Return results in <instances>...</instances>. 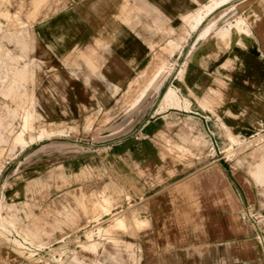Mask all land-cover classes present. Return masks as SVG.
Segmentation results:
<instances>
[{"label": "crops", "instance_id": "1", "mask_svg": "<svg viewBox=\"0 0 264 264\" xmlns=\"http://www.w3.org/2000/svg\"><path fill=\"white\" fill-rule=\"evenodd\" d=\"M210 1L68 0L34 26V71L24 61L30 41L20 31L7 33L20 53L0 44V95L25 110L18 129L13 109L0 121V142L13 133L8 153L16 154L0 167V210L15 208L20 223H50L51 214L40 210L59 205L54 195L76 189L81 205L77 188L98 181L109 205L94 204L89 221L110 213L113 200L144 207L142 218L136 209L128 213L139 226L142 264H264L253 226L239 218L246 208L264 214V146L250 173L231 169L217 156L225 141L230 148L264 130V0H229L205 19L231 9L240 18L215 19L204 29L203 19L184 38L181 20ZM245 14L248 24L241 27ZM167 63L173 66L169 72ZM154 74L143 97L120 108ZM32 77L31 92L24 86ZM158 93L161 100L153 101ZM98 110L111 115L94 135L100 143L47 139L68 136V125L82 127ZM35 116L46 125L34 129ZM90 124L88 119L83 125ZM128 217H117L109 230L125 227ZM22 233L42 244L30 230ZM0 264L28 263L0 238ZM67 264L95 263L73 255Z\"/></svg>", "mask_w": 264, "mask_h": 264}, {"label": "rangeland", "instance_id": "2", "mask_svg": "<svg viewBox=\"0 0 264 264\" xmlns=\"http://www.w3.org/2000/svg\"><path fill=\"white\" fill-rule=\"evenodd\" d=\"M67 1L68 0H41L39 3H36V0H0V44L9 49L13 55L20 53L19 47L15 45L14 41L8 38L7 35L9 32L20 31L24 40L30 41V45L32 46V49L25 53L24 61L29 62V67L34 71L38 65V62L32 55L34 47V26L40 19L50 17L63 7H66ZM228 1L229 0H211L200 10L190 16L184 17L181 20L183 21V25L187 28L183 31L184 38L189 32L195 31L201 24L200 23L192 29V26L195 25L196 18L201 17L202 22V20L207 17L206 15ZM234 1L236 0H233V2ZM254 1L255 0H246V3H251V5H253ZM5 12L7 14L6 16L4 15ZM221 12H223V10H217L211 17L206 18L203 22L204 25L206 24L203 29L210 25L207 24L208 22L215 19L217 23H231L234 22L235 19L240 18L235 9L228 11L225 16H222ZM219 14L221 15L219 16ZM249 16L250 15L246 14L243 15L245 24H241V27L248 24ZM225 46H227V44H225ZM19 63H21V61ZM165 67L168 72L170 71L169 67H171V69L173 68V66L168 63ZM34 83V78L32 77V82L27 83L24 87L32 92ZM19 89H22V87ZM159 98L160 93L153 97V101ZM140 99L139 93H128L122 101L120 108L132 107V105ZM2 102L6 103L7 107L0 108V121H6L5 116L13 109L15 112V119L12 123L15 125V129H18L19 124H21L20 115L24 112L25 109L23 108L25 106H18L13 100L4 98L0 95V106ZM110 116L111 115L106 112L101 114L99 110L95 111L83 119L81 123L82 127L79 125L80 122L68 125L69 131H72L68 136H66V134L62 136H49L47 139L52 141H66L67 138L72 142L71 140L77 137L76 139L79 138L81 141L87 140V142L92 144L100 143L101 141L95 140L94 135L97 129L100 130L105 127L103 124ZM88 119L91 120L90 126L83 125ZM31 125L34 129H37L39 126L46 124L35 116L31 120ZM60 125L66 127L63 123ZM117 127L118 126L112 129H116ZM5 135L7 141L0 142V167L6 165L5 163L16 157V154L10 155L8 153L13 133ZM16 140L17 142H22V134L19 135ZM263 146L264 130L259 132L255 131L251 136H243L240 141L230 148H228L229 142L225 141L223 147L220 149L221 152L217 153V156L220 157L224 163L230 165L231 169H242L250 173L251 168H253L255 162L259 159L257 152ZM181 155L183 156L184 154L182 153ZM77 189H80L78 194L83 195L81 205L74 199L72 193L76 190L74 189L61 192L60 195H58V193L54 195L57 199H60L57 202L59 205L46 206L40 210V213L51 214L52 222L50 223L38 221L36 220L37 218H35L33 222L28 220L24 223H20L16 217L15 208L8 210L2 207L0 210V218H2L0 219V223L2 224L0 225V238L14 250L16 256L21 257V262H27L28 264H45L46 261L50 264H67L71 262V257L73 255L85 262H93L95 264H138V262H133L131 259V255H134L139 258V264H142L140 260V251H138V239H136L139 226H136L133 219L128 217V213L130 210L136 209L137 215L142 218L144 216V207L138 205V202L120 205L113 200V207H109L111 212L108 214H100L97 223H95L88 219L93 205L99 203L104 204L105 207L109 205L103 198V196L107 194L105 187L97 181L86 182L82 187ZM81 208H85L86 214L83 213ZM260 209L264 211V200H262ZM25 214V218L30 219L31 212L28 208L27 211L25 210ZM119 216H127L129 218L126 220V226L120 229L115 228L109 230L114 220ZM63 227H66V233L62 230ZM26 229L35 234L37 241L42 243L40 246L24 239L22 231ZM53 231H58L62 234L59 237H53L51 235ZM134 240H136L135 244ZM63 245H66V247H61Z\"/></svg>", "mask_w": 264, "mask_h": 264}, {"label": "built area", "instance_id": "3", "mask_svg": "<svg viewBox=\"0 0 264 264\" xmlns=\"http://www.w3.org/2000/svg\"><path fill=\"white\" fill-rule=\"evenodd\" d=\"M239 218L253 226L257 239L264 247V214L256 210L246 208L239 213Z\"/></svg>", "mask_w": 264, "mask_h": 264}, {"label": "bare ground", "instance_id": "4", "mask_svg": "<svg viewBox=\"0 0 264 264\" xmlns=\"http://www.w3.org/2000/svg\"><path fill=\"white\" fill-rule=\"evenodd\" d=\"M201 23V17L195 19V25L192 26V29H194L196 26H198ZM160 69V68H159ZM158 74H154V76L151 78V80L141 89L134 91L140 94V98L143 97V95L146 93L147 89L149 88L150 84L155 80ZM156 81V80H155ZM137 102H135L132 106H134ZM19 142V141H18Z\"/></svg>", "mask_w": 264, "mask_h": 264}]
</instances>
